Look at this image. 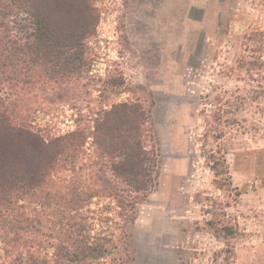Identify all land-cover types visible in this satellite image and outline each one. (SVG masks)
I'll list each match as a JSON object with an SVG mask.
<instances>
[{
    "label": "rangeland",
    "instance_id": "1",
    "mask_svg": "<svg viewBox=\"0 0 264 264\" xmlns=\"http://www.w3.org/2000/svg\"><path fill=\"white\" fill-rule=\"evenodd\" d=\"M181 1L94 0L84 76L32 98L49 135L115 103L150 112L156 184L135 209L104 194L82 209L93 235L118 244L91 264H264V0ZM91 170L117 185L105 166ZM56 245L46 239L40 254Z\"/></svg>",
    "mask_w": 264,
    "mask_h": 264
},
{
    "label": "trees",
    "instance_id": "2",
    "mask_svg": "<svg viewBox=\"0 0 264 264\" xmlns=\"http://www.w3.org/2000/svg\"><path fill=\"white\" fill-rule=\"evenodd\" d=\"M98 17L94 0H0V264L99 262L117 238L93 235L82 209L101 194L135 209L156 184L157 153L145 144L151 115L141 103L91 109L59 134L31 119L39 87L56 91L84 76ZM94 165L117 185L100 176V186ZM50 238L58 240L52 255L40 254Z\"/></svg>",
    "mask_w": 264,
    "mask_h": 264
},
{
    "label": "crops",
    "instance_id": "3",
    "mask_svg": "<svg viewBox=\"0 0 264 264\" xmlns=\"http://www.w3.org/2000/svg\"><path fill=\"white\" fill-rule=\"evenodd\" d=\"M180 2H177L179 5H182V1L179 0ZM206 1V0H204ZM176 3V2H175ZM185 3V2H184ZM183 3V4H184ZM173 2H171V0H141V5L142 6H151V7H155L157 5L160 6H166V5H172ZM192 6H198V5H203V2H201V0H196L195 2L192 3Z\"/></svg>",
    "mask_w": 264,
    "mask_h": 264
},
{
    "label": "water",
    "instance_id": "4",
    "mask_svg": "<svg viewBox=\"0 0 264 264\" xmlns=\"http://www.w3.org/2000/svg\"><path fill=\"white\" fill-rule=\"evenodd\" d=\"M160 239H165V238H160Z\"/></svg>",
    "mask_w": 264,
    "mask_h": 264
}]
</instances>
